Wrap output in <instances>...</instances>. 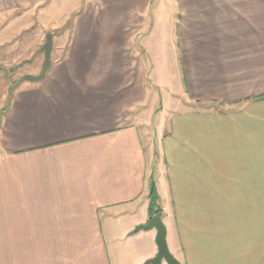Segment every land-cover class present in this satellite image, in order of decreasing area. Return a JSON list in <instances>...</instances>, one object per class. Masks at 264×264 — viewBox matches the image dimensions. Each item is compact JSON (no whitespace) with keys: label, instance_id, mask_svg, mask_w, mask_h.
<instances>
[{"label":"crops","instance_id":"0c3cea01","mask_svg":"<svg viewBox=\"0 0 264 264\" xmlns=\"http://www.w3.org/2000/svg\"><path fill=\"white\" fill-rule=\"evenodd\" d=\"M99 1L0 90V264H144L150 179L180 264H264V0Z\"/></svg>","mask_w":264,"mask_h":264},{"label":"rangeland","instance_id":"374dc122","mask_svg":"<svg viewBox=\"0 0 264 264\" xmlns=\"http://www.w3.org/2000/svg\"><path fill=\"white\" fill-rule=\"evenodd\" d=\"M86 4L106 6L99 0H0V90L16 87L23 80H38L51 62L61 57L62 46ZM260 200L259 213L264 215L263 182ZM6 258L4 255V264ZM36 260L37 264H51L42 256Z\"/></svg>","mask_w":264,"mask_h":264},{"label":"water","instance_id":"95a60500","mask_svg":"<svg viewBox=\"0 0 264 264\" xmlns=\"http://www.w3.org/2000/svg\"><path fill=\"white\" fill-rule=\"evenodd\" d=\"M163 212L160 210L154 213L146 223L140 224L135 227V231L139 230H149L154 228L156 230L155 234V244L157 251L155 255L146 260L144 264H180L175 257L169 252L166 243V228L162 221Z\"/></svg>","mask_w":264,"mask_h":264},{"label":"trees","instance_id":"16d2710c","mask_svg":"<svg viewBox=\"0 0 264 264\" xmlns=\"http://www.w3.org/2000/svg\"><path fill=\"white\" fill-rule=\"evenodd\" d=\"M148 199H149V211L151 214L152 213L154 214L161 210L158 205V195L156 192L154 181L152 179L149 180Z\"/></svg>","mask_w":264,"mask_h":264}]
</instances>
